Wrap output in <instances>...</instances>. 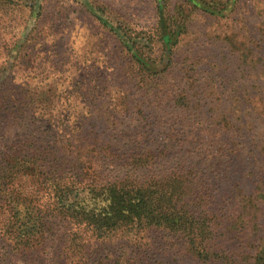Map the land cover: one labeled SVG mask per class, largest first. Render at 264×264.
<instances>
[{"label": "trees", "instance_id": "16d2710c", "mask_svg": "<svg viewBox=\"0 0 264 264\" xmlns=\"http://www.w3.org/2000/svg\"><path fill=\"white\" fill-rule=\"evenodd\" d=\"M48 1L0 0V264H20L59 233L63 245L49 246L53 264H75L85 255L89 264H264V166L258 160L264 147L242 163L229 154L238 145L224 156L219 149L203 154L186 145L192 130L185 133L175 121L158 142L150 127L157 119L150 102L172 87L174 54L192 13L223 16L237 0H152L150 25L105 0H56L61 7L77 4L116 40L132 81L128 95L135 88L146 99L135 112L142 129L122 145L115 143V122L123 121L111 112L102 130L94 126L99 116L80 119L61 110L85 107L86 98L71 97L78 83L88 84L76 65L50 70L51 81L49 72L42 75L46 53L39 48L54 33ZM128 102L104 106L128 112ZM191 106L190 97L179 94L171 107L187 114ZM149 237L163 243L154 246ZM115 244L120 254L108 255Z\"/></svg>", "mask_w": 264, "mask_h": 264}, {"label": "rangeland", "instance_id": "374dc122", "mask_svg": "<svg viewBox=\"0 0 264 264\" xmlns=\"http://www.w3.org/2000/svg\"><path fill=\"white\" fill-rule=\"evenodd\" d=\"M105 1L143 25H150L155 20L152 0ZM46 12L47 23L53 25L54 33L39 48L41 53H46L41 54L43 60L40 57V62L45 64L42 75L46 76L45 73L50 70L58 73L57 69L64 70L73 63L78 67V78L84 81V85L88 83L84 88L83 82L78 83L76 91L71 93V97L75 96L79 102L82 97L86 98L85 107L64 105L61 110L65 113L70 111L80 119L99 116L103 121L97 119L94 126L102 130L106 129L108 120H105L108 115H104L114 114L112 119L123 121L122 124L115 122V130L118 131L115 143L122 145L142 129L140 114L135 112L140 102L146 99L141 100L135 88L128 95L127 89L132 81L119 45L75 3L61 7L56 0H49ZM191 17L188 32L182 36L174 54L169 74L172 87L150 102L156 104L150 109L157 118L155 124H150L154 129L152 135L157 138L155 142L164 137L167 133L165 130L175 121L173 126L185 133L192 130L186 145L203 149V154L219 149L220 155L224 156L238 145L229 153L231 157L237 156L242 163L251 159H248V155L253 154L255 156L252 157L257 158L260 148L264 147V0H237L235 7L223 16L198 9ZM2 33L7 35L6 28ZM27 59L28 56L23 61L25 67L29 68ZM21 68H16L15 78L21 76ZM53 76L49 75L47 81H51ZM93 83L98 87L92 92L84 90ZM179 94L188 95L194 103L187 114L172 111V102ZM110 100H129L132 106L128 112L120 108L106 110L104 104ZM177 108L180 112V108ZM169 109L171 112H168ZM258 160L264 166V157ZM105 170L116 173L113 168L106 167ZM60 230H66L65 225ZM56 237L57 240L51 244H55L57 250L59 243L63 245L64 236L59 233ZM149 238L154 246L163 243L160 238ZM119 244L110 247L114 250H108L107 254L117 255L120 252ZM49 246L25 253L20 264H53L51 256L54 245ZM172 254L171 251L167 257ZM85 257L87 255L74 263L89 264L90 258L86 262ZM58 264L62 263L58 261Z\"/></svg>", "mask_w": 264, "mask_h": 264}]
</instances>
